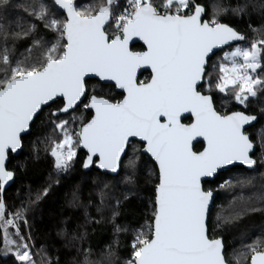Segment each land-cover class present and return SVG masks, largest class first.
I'll return each mask as SVG.
<instances>
[{
	"label": "snow or ice",
	"instance_id": "6c2138e0",
	"mask_svg": "<svg viewBox=\"0 0 264 264\" xmlns=\"http://www.w3.org/2000/svg\"><path fill=\"white\" fill-rule=\"evenodd\" d=\"M42 154L49 182L10 202L7 189ZM77 165L89 194L77 185L67 200L77 214L57 225L60 248L37 245V215ZM142 183L151 185L143 222L122 220ZM256 215L264 219V0H0V258L264 264V224H247ZM99 226L110 231L103 246L91 240Z\"/></svg>",
	"mask_w": 264,
	"mask_h": 264
},
{
	"label": "trees",
	"instance_id": "16d2710c",
	"mask_svg": "<svg viewBox=\"0 0 264 264\" xmlns=\"http://www.w3.org/2000/svg\"><path fill=\"white\" fill-rule=\"evenodd\" d=\"M89 2H91V0H78V3L80 4H86ZM141 47V45L135 46L137 50ZM148 76L149 75H147L144 79ZM39 132L40 129H37L30 139H35V136L38 135ZM27 143L28 141H26V144ZM196 147L198 148L199 145ZM29 154V147H26L23 153L19 157H16V160H14L13 163L16 164L23 161L29 156ZM52 173L53 170L50 159L42 154L39 161H32L29 163L26 173L22 174L21 179L6 191L7 198L10 202L16 200L18 190L24 185H30L33 189L39 188L49 182V177ZM228 175L232 174H225V176L221 177L220 180L228 178ZM90 180L91 176L86 177L85 171L77 165L73 171L60 180L58 185L53 184L52 192L46 202H44L41 213L37 215L36 223L34 225V229L37 233V245L43 242H51L55 240L56 247L60 248V241L56 238L57 225L63 217L72 216L73 219H75L77 214V210L69 208L66 202L71 198V193L77 185L81 186L84 196L87 197L91 189ZM220 180H218L217 183H219ZM85 181H87V183H85ZM141 188L140 198L130 202L127 206V210L122 211V220L126 219L139 221L141 223L143 222L146 208L143 207L142 204L147 203V200L151 195V185L142 183ZM226 203L227 198L224 194H220L217 198V204L220 205ZM247 224L251 229L258 230L259 226L264 224V219H262L259 215H256L249 219ZM222 234L225 241H227L229 245H237V233L226 228L222 230ZM109 238L110 231L104 226L97 227L96 231L91 235L92 242L101 246H103ZM63 251L64 250L61 248L62 253ZM0 264H11V261L0 258Z\"/></svg>",
	"mask_w": 264,
	"mask_h": 264
},
{
	"label": "water",
	"instance_id": "95a60500",
	"mask_svg": "<svg viewBox=\"0 0 264 264\" xmlns=\"http://www.w3.org/2000/svg\"><path fill=\"white\" fill-rule=\"evenodd\" d=\"M135 44H141V45H142V42H141V41H134V42H133V45H135ZM133 45H132V46H133ZM145 71H150V70H143V69H142V70H141V73H142V74H141V73H138L139 78H141V76L143 75V73H144ZM196 146H197V145H196ZM21 154H22V153L18 154L17 157H19ZM9 188H10V187H9ZM9 188H8V189H9ZM8 189H7V190H8Z\"/></svg>",
	"mask_w": 264,
	"mask_h": 264
},
{
	"label": "flooded vegetation",
	"instance_id": "af4514ba",
	"mask_svg": "<svg viewBox=\"0 0 264 264\" xmlns=\"http://www.w3.org/2000/svg\"><path fill=\"white\" fill-rule=\"evenodd\" d=\"M137 45H141V44H135V45H133V47H135V46H137ZM142 46V45H141ZM147 75H149V71H145L144 73H143V75L141 76V80H143Z\"/></svg>",
	"mask_w": 264,
	"mask_h": 264
}]
</instances>
